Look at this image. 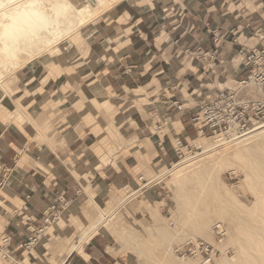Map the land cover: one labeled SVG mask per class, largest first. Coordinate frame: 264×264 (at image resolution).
Masks as SVG:
<instances>
[{"label":"crops","instance_id":"obj_1","mask_svg":"<svg viewBox=\"0 0 264 264\" xmlns=\"http://www.w3.org/2000/svg\"><path fill=\"white\" fill-rule=\"evenodd\" d=\"M207 22L219 28L213 46L223 63H202L191 55L211 49ZM248 23L264 26V0H124L76 34L66 72L56 62L50 71L40 61L30 64L19 82L24 87L3 103L7 108L0 96V264H14L20 245L50 227L42 245L57 236L53 250L60 256L51 264H136L135 237L152 225L156 210L149 208L143 218L142 210L118 204L117 226L110 231L103 229L109 203L127 189L146 199L162 195L163 187L151 184L158 166L179 157L178 143L195 146L206 137L195 138L198 130L190 120L199 99L247 76L239 44L260 45L248 36ZM230 28L239 44L232 42ZM52 56L64 58L59 46ZM68 84H85V99L63 90ZM98 99L107 102L109 112H95L91 101ZM160 101L161 115L155 110ZM151 105L149 123L141 124L140 111L143 115ZM94 200H107L106 208ZM75 201L87 204L88 227L66 241L59 236L64 226L54 224L61 219L70 228L64 217L75 212L70 205L62 209ZM51 204L59 211L50 215ZM45 215L55 217L47 224ZM121 215L133 240L121 237ZM35 255L22 254L21 262Z\"/></svg>","mask_w":264,"mask_h":264},{"label":"rangeland","instance_id":"obj_2","mask_svg":"<svg viewBox=\"0 0 264 264\" xmlns=\"http://www.w3.org/2000/svg\"><path fill=\"white\" fill-rule=\"evenodd\" d=\"M50 1L52 0H44L43 5L48 7ZM123 1L124 0H110L108 2H114L112 4L114 6L115 4ZM145 1L151 3L153 0ZM94 3H97V0H94ZM109 5H97L96 11L94 13L95 15H93L94 18L92 17V19L88 21L87 25H84L83 27L81 26L76 32L62 35L56 43L42 52H45L44 55H42L41 57H37L26 66L20 68L28 61V59H30L27 54L18 53V58L20 59L18 62L19 64H14V60L12 58L8 57L4 59V62L0 64V96L3 99L1 104L5 108H7V106L3 103L13 97L11 96V94L15 93V91H18V87L23 86L19 84V82L24 76V71L30 64L34 63L35 61L42 62L48 71L52 70V67L54 65L53 63L56 62V64L61 67L62 71L66 72L67 66L69 64L68 54L69 51L73 48L74 43L76 42V39H74V37L77 33L79 36L87 26H91L92 23L99 21V19L102 18L103 14H105L109 8L113 7L112 5ZM0 20H2L1 16ZM208 25L212 27L213 22L206 23L207 29L210 30V27ZM209 34L211 33L209 32ZM58 46L64 56V58L59 59V61H57L56 58L52 56L54 50L58 48ZM42 53H40L39 55H41ZM24 80L26 81L25 78ZM228 85L236 86V83L232 82ZM70 89H72L71 91L73 94H77L82 99H85V96L88 93L85 84H68L63 87V90H65L66 92H69ZM246 93L252 98H264V94L260 92V90H258L255 86H250L248 89H246ZM91 102L94 105L95 112H105V114L109 112L108 104L106 101L103 102L102 99H98ZM91 102H88V106H90V108L92 107ZM78 104L82 105L83 101H80ZM155 105L157 106V109L155 110H157V113L161 115L163 112L161 101L160 103H156ZM153 109L154 106L151 105L149 108L145 109L143 115H141L140 111L141 124L149 123V115L153 112ZM191 123H193L195 128L198 130V134L195 138L199 137L201 133L206 137L198 139L199 145H196L195 143L194 146L191 143L189 147L184 148L182 150L183 154L175 158L174 161L170 164L158 166V170L156 174H154V177L151 180V184H158L157 186L163 187L162 189H160V192L162 194L161 196L156 194L155 196H149L147 199L141 198V196H137L136 193H133L132 190L127 189L126 191L121 190V198L116 200L112 197V202L109 203V211L111 209L112 210L111 213H109V218L105 222L103 229L110 231L113 230L114 226H117L116 208L114 207H116L118 204L121 206H133V208L138 212H141L140 210H142V215L140 213L138 214H140V217L143 216V218H145L149 213V208L156 210V212L154 213L155 218H153L152 220V225H150L149 228L143 229L141 233L138 232L137 237H135L136 242L139 243L138 256H133L135 259L134 262L136 264H201L200 262L192 258L176 257L172 252L173 246L175 244H179L196 237L217 246L221 250L220 255H218V257L212 264H215L217 260L221 259L220 257L225 258V260H227L229 263H233L234 259L238 260L239 258H241V256H244V254L253 253V251H255L254 247L252 248V246L246 241L247 234L255 233L253 220H255L256 217L260 218L262 215L260 213L261 210L259 209L261 207V204H264V181L254 179L250 180V182L245 179L244 172L242 171L240 166L232 163L222 162L221 146H216L212 149H209L210 151H203L205 145L212 144V142L216 138H211L210 133L204 127L199 128L200 124L195 125V123L192 121ZM111 129L112 128H107L108 134L111 138L117 141L116 136ZM199 152L201 153L199 154ZM247 153V155L245 154L247 160L248 158H254L258 155V152L256 150L254 151V149L250 150ZM246 157L244 156L242 161H247ZM220 161L223 165L221 163H218ZM170 168L171 170L169 171L168 169ZM233 168H236V173L235 171L233 172ZM203 169L205 170L204 172ZM213 189H215L216 191ZM160 197H163L164 199ZM152 200L155 201V204L152 203ZM158 201H160L161 203ZM94 202L101 208H106L107 200H94ZM69 205L72 208V211L75 212L73 215H71V217H64V221L67 218V221L69 220V223H71L70 228L66 227L65 224L61 222V219H59L57 224L54 225L57 229L64 226L65 229L60 230L61 233L59 234V236H66L68 238H65L64 240L73 241L75 240L76 232L81 233L88 227L86 221L87 218L84 213L85 206L87 204L84 203V201H75L70 204L68 203L62 210L65 211L66 207ZM146 209L148 210V212L145 214ZM160 209L163 210L160 211ZM245 212H247L248 214ZM89 215L91 216V218L94 217L92 213H90ZM216 222L224 224L226 228V234L219 244H217L216 237L212 231V226ZM72 224L74 226H72ZM127 225V220H125L124 216L121 215V237H131L133 240L134 234L130 233ZM198 226L199 228H197ZM50 228L45 229L42 233L39 234L37 241L34 245H32L30 249L22 248L21 250H19V256H16V262L14 264H51L53 261L55 262L60 256L57 252L58 249L55 251L53 250L56 248L54 242H56L59 238H57V236L53 237L52 243L45 245L46 248L42 245L47 242L46 234L50 232ZM195 228H197L198 230ZM57 233H59V230L58 232H55V235H57ZM61 240L62 238L60 239V241ZM40 246L43 247V250H38V247ZM247 248H249L250 250ZM226 250H228L227 254L225 253ZM27 253H36V255L29 256V258L26 256L27 259L24 262H21V260H23L22 258L24 257L22 256V254Z\"/></svg>","mask_w":264,"mask_h":264},{"label":"bare ground","instance_id":"obj_3","mask_svg":"<svg viewBox=\"0 0 264 264\" xmlns=\"http://www.w3.org/2000/svg\"><path fill=\"white\" fill-rule=\"evenodd\" d=\"M43 1L44 0H0V16L2 19L0 20V58H2L0 59V64L8 57L14 60V64H19L18 62L20 59L18 58V53L27 54L30 58L28 61L31 60L33 57L39 55L45 49L56 43L62 35L76 32L78 28L86 25L88 21L92 19L93 15H95L94 13L97 5L105 6L114 3H109L108 1L110 0H97V3H94V0H52L49 2V6L46 7L43 5ZM6 4L11 5V7L6 8ZM211 138L216 139H214L212 144H206L203 151L206 152L216 146H221L222 162L240 166L244 172L245 179L248 181L254 179L264 181V125L257 127L242 138L231 140L219 139L217 136ZM195 143L199 145L198 140H196ZM252 149H254V151L256 150L258 155L256 154V157L248 158L247 160V152ZM200 153L201 152H199V154ZM244 156L247 161H242ZM221 161L218 163L222 164ZM235 169L233 168L232 170L236 173ZM204 171L203 169V172ZM259 210H261V217H256V219L253 220L255 233L247 234L246 241L252 248L254 247L255 251H253V253L244 254V256H241L238 260L234 259L233 263H229L225 258L220 257L221 259L217 260L215 264H264V204H261ZM197 228H199V226Z\"/></svg>","mask_w":264,"mask_h":264},{"label":"built area","instance_id":"obj_4","mask_svg":"<svg viewBox=\"0 0 264 264\" xmlns=\"http://www.w3.org/2000/svg\"><path fill=\"white\" fill-rule=\"evenodd\" d=\"M210 27V25H208ZM248 36H253L260 42L259 46L246 47L238 42L234 35L235 29L230 28V34H233L232 42L239 44L238 54L242 63L248 68V74L245 78L235 81L236 86H225L219 89L213 96L206 95L199 99L197 111L191 116L190 120L195 125L200 124L199 128L204 127L208 130L211 137L221 139L242 138L257 127L264 125V98H252L246 93V89L255 86L264 94V26L246 24ZM212 45L210 50L201 48L191 52L192 56L197 57L204 62H219L224 60L219 57V49L213 44H217L220 35L217 26L210 27ZM247 35V34H246ZM186 51H188L186 49ZM201 63V64H202ZM179 156L183 154L180 143L177 145ZM183 148V149H182ZM56 204H51L46 208V213L58 212ZM55 215L48 217L45 215V223L53 221ZM44 230H37L33 235L20 245L23 249H30L37 241L39 234ZM212 231L216 237L217 244L221 243L226 234L224 224L216 222L212 226ZM6 241V239L4 240ZM173 253L179 258H192L201 264H212L221 250L201 238L175 244ZM228 253V250L225 251Z\"/></svg>","mask_w":264,"mask_h":264},{"label":"clouds","instance_id":"obj_5","mask_svg":"<svg viewBox=\"0 0 264 264\" xmlns=\"http://www.w3.org/2000/svg\"><path fill=\"white\" fill-rule=\"evenodd\" d=\"M5 7H6V8H7V7H11V5H9V4H6V5H5Z\"/></svg>","mask_w":264,"mask_h":264}]
</instances>
